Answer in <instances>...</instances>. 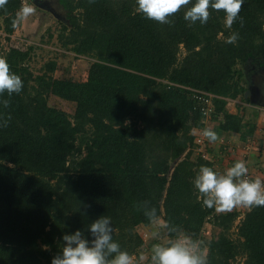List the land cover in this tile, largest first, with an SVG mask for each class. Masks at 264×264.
<instances>
[{"label":"trees","instance_id":"1","mask_svg":"<svg viewBox=\"0 0 264 264\" xmlns=\"http://www.w3.org/2000/svg\"><path fill=\"white\" fill-rule=\"evenodd\" d=\"M57 1L68 17L61 45L93 60L86 78L75 80L53 77L54 60L34 74L32 46L3 52L23 88L0 96V123L10 118L0 128V264H51L64 234L79 229L91 241L88 225L101 215L111 217L113 239L135 254L143 244L136 228L151 223L145 213L153 207L169 239H198L206 221L217 227L208 264H234L238 255L241 264H264V207L247 209L232 238L236 212L205 207L192 183L212 163L191 157L192 130L203 118L195 90L214 96L215 128L241 138L254 131L224 108L244 90L235 65L264 68V0H244L243 24L232 29L223 10L211 8L206 24L185 21L188 6L161 24L138 13L135 0ZM21 2L0 8L7 39ZM232 31L234 45L225 43ZM50 94L72 102L73 113L49 105Z\"/></svg>","mask_w":264,"mask_h":264},{"label":"clouds","instance_id":"2","mask_svg":"<svg viewBox=\"0 0 264 264\" xmlns=\"http://www.w3.org/2000/svg\"><path fill=\"white\" fill-rule=\"evenodd\" d=\"M8 0H0V8ZM244 0H135L136 11L146 19L161 24L171 23L170 17L182 6L186 7L183 18L190 24L199 22L206 24L209 19V9L223 10L224 26L232 29L234 22L243 24L239 15ZM190 5V6H189ZM36 9L28 0L21 5L13 23H17L33 15ZM239 33L232 31L225 43L236 44ZM23 81L19 75L10 71L7 60L0 57V96L5 93L11 97L19 94ZM7 106V101L4 102ZM10 118L0 123V128H6ZM202 135L209 141L217 140V133L205 128ZM246 161L237 160L222 174L208 166H201L193 178V185L200 193L205 207L215 208L218 212H230L234 208L244 207L251 210L254 207H264V179L251 178L248 174ZM150 222L158 227H168L167 221L157 216V209L151 208L146 213ZM88 231L93 239L89 241L77 229L64 234L61 253L51 258V264H134L131 255L113 239L111 217L101 215L88 225ZM151 237L158 236L157 231L150 233ZM151 264H208L207 256L201 250L200 242L190 236H178L166 243L153 244L150 256Z\"/></svg>","mask_w":264,"mask_h":264},{"label":"rangeland","instance_id":"3","mask_svg":"<svg viewBox=\"0 0 264 264\" xmlns=\"http://www.w3.org/2000/svg\"><path fill=\"white\" fill-rule=\"evenodd\" d=\"M38 1L41 3L48 2V5H50V8L53 10H47L42 6L36 5L34 0H28L36 11L33 15L17 22L15 31L9 36V39L5 38L4 33L0 30V35L2 36L0 57H3V52L11 46H17L21 49H26L28 46H32L31 57L27 61V65L34 74H40L43 71L42 68L45 63L50 60H54L56 62V67L52 73L53 77L84 80L86 78L87 69L93 58L87 55L74 53L73 50L70 49V45H61V42L58 40L59 33L61 31L62 24L68 23V17L65 10L58 4V1ZM24 2L25 0H22L21 5ZM183 54L184 50L181 49L179 52V58H181ZM235 68L240 70L243 75L240 79H237V76L234 75L233 79L239 80V84L243 86L244 90L236 98H228L227 102H231L230 106L232 107L237 106L238 112L239 110H243L241 118L244 123L247 125L253 124L258 117L257 113L260 109H258L255 105H252L253 101L250 99L249 85H253L255 79L264 78V69L259 73L258 71H252L251 69L253 68V65L249 61L245 63L239 62L235 65ZM245 92H247V94H245ZM261 92L262 91L259 93ZM47 103L66 111L69 115H71L74 110V104L72 102L53 94H50L47 97ZM224 109L228 112L226 108ZM218 115L219 113L217 116ZM211 124L212 122H206V128L212 129ZM213 124L215 125L216 123L214 122ZM199 148H201V146L196 144L192 146V158H195L201 153ZM159 219L162 220L161 218ZM239 220L240 217L235 219L234 225L229 231V235L232 238L236 237V224ZM136 230L142 237L143 244L137 248L135 254L131 255L134 264H151L150 256L153 244L166 243L168 240H175L178 236H183L180 234L176 238L169 239L165 234L164 228L158 227V225L154 222H151L147 226L139 225ZM152 231H157L158 236L155 238L151 237L150 233ZM217 231V227L213 226L210 221H206L201 230V236L198 239H195L200 242L201 250L205 255L207 252V242L209 239L217 235ZM242 260L243 257L238 255L234 264H241Z\"/></svg>","mask_w":264,"mask_h":264},{"label":"crops","instance_id":"4","mask_svg":"<svg viewBox=\"0 0 264 264\" xmlns=\"http://www.w3.org/2000/svg\"><path fill=\"white\" fill-rule=\"evenodd\" d=\"M263 69L264 68H259L255 71L259 73ZM254 85H257L260 92L262 87L259 83H255ZM251 86L252 85H249V87ZM230 103L231 102L228 101L225 106L228 112L241 116L243 110H239V113L238 107H232ZM252 105H255L260 111H258V117L253 122L255 126L253 133L247 135L245 138H241L239 132L215 128L213 124L215 121L211 119V117L202 119L201 128H193L194 139L198 136L202 139L201 144H196L195 141L194 144L201 146V148H199L201 150V156L212 163L214 171L222 174L235 161L242 159L247 163L249 169L248 174L250 176L264 179V103L253 102ZM223 111L219 112L218 119L222 118ZM206 122H212V130L217 133L218 138L215 142L209 141L202 135V130L207 127ZM246 210L247 208L237 207L232 211L236 212V218H241Z\"/></svg>","mask_w":264,"mask_h":264},{"label":"built area","instance_id":"5","mask_svg":"<svg viewBox=\"0 0 264 264\" xmlns=\"http://www.w3.org/2000/svg\"><path fill=\"white\" fill-rule=\"evenodd\" d=\"M196 94V98L198 99V101L200 102V110L202 112V116L204 118H210L211 117V113L214 112V102L213 100V96L209 93L206 92H202V91H198L195 90ZM196 144H201L202 143V139L200 136H198L197 138L194 139ZM249 177L254 178L252 176H250L249 174H247Z\"/></svg>","mask_w":264,"mask_h":264},{"label":"flooded vegetation","instance_id":"6","mask_svg":"<svg viewBox=\"0 0 264 264\" xmlns=\"http://www.w3.org/2000/svg\"><path fill=\"white\" fill-rule=\"evenodd\" d=\"M34 3L36 4V5H38V6H42V7H44V8H46L47 10H53L52 8H50V5H48V2H46V3H41L40 1H38V0H34ZM255 79V78H254ZM257 84V83H259V85L262 87V89H261V93H259V95H258V101L257 102H259V103H264V78H259V79H255L254 80V84ZM252 85V86H255V85ZM251 86V87H252ZM257 86V85H256Z\"/></svg>","mask_w":264,"mask_h":264},{"label":"water","instance_id":"7","mask_svg":"<svg viewBox=\"0 0 264 264\" xmlns=\"http://www.w3.org/2000/svg\"><path fill=\"white\" fill-rule=\"evenodd\" d=\"M250 99L253 101V102H257L258 101V95H259V89L258 87L255 85V86H252L250 87ZM245 94H247V92H245ZM177 160V159H176ZM175 160V162H176ZM174 164V163H173Z\"/></svg>","mask_w":264,"mask_h":264}]
</instances>
